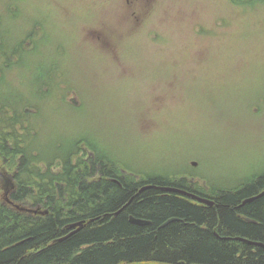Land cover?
I'll list each match as a JSON object with an SVG mask.
<instances>
[{
    "label": "rangeland",
    "instance_id": "obj_1",
    "mask_svg": "<svg viewBox=\"0 0 264 264\" xmlns=\"http://www.w3.org/2000/svg\"><path fill=\"white\" fill-rule=\"evenodd\" d=\"M0 25L33 38L24 69L43 40L60 44L57 76L74 87L25 107L36 154L90 155L83 136L138 181L219 191L264 176V0H0Z\"/></svg>",
    "mask_w": 264,
    "mask_h": 264
},
{
    "label": "trees",
    "instance_id": "obj_2",
    "mask_svg": "<svg viewBox=\"0 0 264 264\" xmlns=\"http://www.w3.org/2000/svg\"><path fill=\"white\" fill-rule=\"evenodd\" d=\"M29 36L0 25V264H264V246L251 243L264 245V195L240 205L264 188V176L219 191L189 186L184 178L138 181L121 172L125 166L100 158L83 136L74 142L89 146L90 155L81 154V143L60 157L36 154L23 139L25 107L37 98L48 107L67 103L74 87L57 76L61 45L55 41L43 40L38 61L21 68L28 62L21 57L24 40L35 44ZM148 183L187 188L214 204L158 187L139 190ZM130 214L149 223L133 224ZM81 220L80 230L57 240Z\"/></svg>",
    "mask_w": 264,
    "mask_h": 264
},
{
    "label": "water",
    "instance_id": "obj_3",
    "mask_svg": "<svg viewBox=\"0 0 264 264\" xmlns=\"http://www.w3.org/2000/svg\"><path fill=\"white\" fill-rule=\"evenodd\" d=\"M145 188H146V187H143L141 190H143V189H145ZM162 189L167 190V191H175V192H178V193H182V194H184V195H187V196H189V197H192V198H194L195 200H197V201H199V202H201V203H203V204L209 205V206H211V205L214 204V201H213V200H209V199H207V198H205V197H202V196H200V195H196V194H193V193H189V192H187V191H185V190H182V189L176 188V187H174V186H170V187H162ZM263 195H264V191L260 192V193L257 194L256 196H253V197H249V198L244 199L240 205H244L245 203L250 202V201H252V200H254V199L258 198V197H261V196H263ZM119 211H120V210H118L117 212H115V215H116ZM34 212H36V211L34 210ZM172 220H174V218H170V219H168L164 224H166V223H168V222H170V221H172ZM129 221H130L131 223L138 224V225H144V224L149 223V221H147V220L140 219V218H135V217H133V216L130 217ZM84 223H85V221H84V220H81V221L74 222V223L70 224V225H69V228H73V230H71L67 235H65V236H63V237H61V238H59V239H57V240H64L65 238L71 236L72 234H74L75 232H77L78 230H80V229L83 227ZM238 239L248 241V240H246V239H244V238H240V237H238ZM251 243L254 244L255 242H251ZM256 244H259V245H260V243H256Z\"/></svg>",
    "mask_w": 264,
    "mask_h": 264
},
{
    "label": "flooded vegetation",
    "instance_id": "obj_4",
    "mask_svg": "<svg viewBox=\"0 0 264 264\" xmlns=\"http://www.w3.org/2000/svg\"><path fill=\"white\" fill-rule=\"evenodd\" d=\"M132 215L130 214L129 216H128V220L130 219V217H131ZM144 220H146V219H144ZM147 221H149V220H147ZM130 222V221H129ZM134 224V223H133ZM148 224V223H147ZM138 225V224H137ZM67 229H68V233L71 231V230H73V228H69V226L67 227ZM65 236V235H64ZM63 237V236H62ZM177 264H182V262H179V263H177Z\"/></svg>",
    "mask_w": 264,
    "mask_h": 264
}]
</instances>
